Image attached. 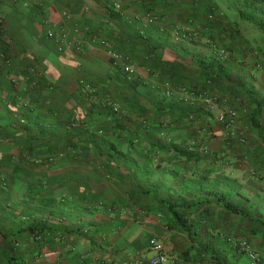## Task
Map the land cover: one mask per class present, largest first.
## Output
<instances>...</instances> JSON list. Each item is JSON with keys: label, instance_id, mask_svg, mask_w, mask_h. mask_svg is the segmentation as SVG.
<instances>
[{"label": "crops", "instance_id": "obj_1", "mask_svg": "<svg viewBox=\"0 0 264 264\" xmlns=\"http://www.w3.org/2000/svg\"><path fill=\"white\" fill-rule=\"evenodd\" d=\"M259 11L258 0L1 1L0 264H149L151 239L164 264H249L241 241L264 264ZM75 26L132 75L121 81L99 44L58 52L47 33ZM103 105L120 109L121 128ZM227 110L229 131L214 119Z\"/></svg>", "mask_w": 264, "mask_h": 264}, {"label": "built area", "instance_id": "obj_2", "mask_svg": "<svg viewBox=\"0 0 264 264\" xmlns=\"http://www.w3.org/2000/svg\"><path fill=\"white\" fill-rule=\"evenodd\" d=\"M3 0H0V2ZM35 3H37L35 1ZM119 5H115V10L118 11ZM116 11V12H117ZM66 20L70 19V16L67 13L63 14ZM138 21L144 26H149L154 23L155 17L146 16L143 18H139ZM48 37L53 39L56 43V49L58 52H62L65 47L72 46L76 50H82L86 45L88 48L93 47L96 44L102 46L107 53V56L112 62L114 67H119L123 71V73L129 78L133 73V67L129 62L127 57H124L115 51H113L110 47V44L103 39L98 40L97 35L95 33L90 32L89 27H84L80 29L79 27H73L71 33H68L63 27L58 28L57 32L49 31L47 33ZM174 39H184L188 42H197L199 40V36L197 32L189 30V29H179L176 28L173 31ZM218 54L220 57L224 58L226 56V51L223 49L218 50ZM209 83V82H208ZM90 88L87 85H84L83 92L90 94ZM181 94L184 99H199L203 104L205 110L208 113H213L216 109L217 99L207 93V91L199 90L196 91L194 89H180ZM112 110L114 113L119 114L120 109L112 105ZM215 121L223 124V126L229 131L232 128V125L236 119V112L233 110H227L226 112H222L215 116ZM262 138L264 139V124L260 126ZM39 239V238H38ZM149 249L154 253L153 257L150 258L149 264H164L167 261L166 256L162 253L161 244L158 243L155 239H151L148 242ZM239 250L244 253L248 257L249 264H258L259 256L257 252L252 248V246L247 241H241L238 245Z\"/></svg>", "mask_w": 264, "mask_h": 264}, {"label": "trees", "instance_id": "obj_3", "mask_svg": "<svg viewBox=\"0 0 264 264\" xmlns=\"http://www.w3.org/2000/svg\"><path fill=\"white\" fill-rule=\"evenodd\" d=\"M258 2L259 3H262L263 5H264V0H258ZM260 13H262V14H264V11H259ZM117 19V12L114 10V11H112L110 14H109V19L108 20H110V21H114V20H116ZM155 20H156V18H155ZM261 21V20H260ZM257 26V28L259 29V30H261L262 32H263V34H264V20H262L261 22H259V24H257L256 25ZM147 46V48H148V52H150V54L154 51V48H153V46H151V44L150 45H146ZM85 51V50H87V48L86 47H84L83 49H82V51ZM81 51V50H80ZM149 54V53H148ZM112 63V62H111ZM115 71H116V73H117V77H120L121 78V81L123 80V81H126L128 78H127V76L123 73V71L121 70V69H119V68H115ZM136 84V83H135ZM84 85H87V86H89V88H90V84H88V83H85V84H83V86H82V89L84 88ZM82 89H80V91H79V96L80 97H82L83 99H84V101H88V98H90V96H92V95H90V94H87V93H84L83 92V90ZM92 91V90H91ZM93 92V91H92ZM103 108H105L106 109V111L108 112V114L109 115H111L112 117H113V121H114V125H116V127H120L121 128V123L123 122V117H124V115L120 112L119 114H116V113H114L113 112V110H112V107L110 108L109 106H106V105H103ZM234 211H236V210H234Z\"/></svg>", "mask_w": 264, "mask_h": 264}]
</instances>
